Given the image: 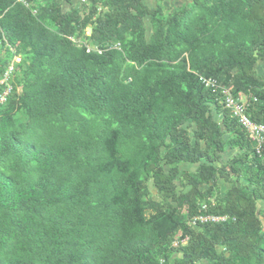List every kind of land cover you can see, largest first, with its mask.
<instances>
[{
  "label": "trees",
  "instance_id": "1",
  "mask_svg": "<svg viewBox=\"0 0 264 264\" xmlns=\"http://www.w3.org/2000/svg\"><path fill=\"white\" fill-rule=\"evenodd\" d=\"M16 56L0 264H264V145L199 80L264 125V0H0V81Z\"/></svg>",
  "mask_w": 264,
  "mask_h": 264
},
{
  "label": "built area",
  "instance_id": "2",
  "mask_svg": "<svg viewBox=\"0 0 264 264\" xmlns=\"http://www.w3.org/2000/svg\"><path fill=\"white\" fill-rule=\"evenodd\" d=\"M21 1V0H19ZM79 2H83L84 0H78ZM91 50H95L100 53L99 49H94L86 45V52ZM19 62V57H13L12 62L7 68V71L4 73L3 78L0 82H6L8 79L9 73L13 69L14 63ZM199 80L206 86L210 87L213 91L219 90L222 94V101L225 109L228 110L229 114L236 119L238 124L247 132L251 140L254 141L256 150L259 151L260 148L264 145V125L255 123L251 121L246 113V101L245 98L238 94L234 96L230 88L219 86L216 81L211 77H199ZM10 87L7 85L5 91L0 97V101L4 100V96L9 92ZM206 210V205H202L199 213L191 219V224L196 223H216L219 221H224L226 216L224 215H213L206 214L202 211Z\"/></svg>",
  "mask_w": 264,
  "mask_h": 264
},
{
  "label": "rangeland",
  "instance_id": "3",
  "mask_svg": "<svg viewBox=\"0 0 264 264\" xmlns=\"http://www.w3.org/2000/svg\"><path fill=\"white\" fill-rule=\"evenodd\" d=\"M72 1H75V0H72ZM146 2H147L146 4H148V5H155L157 3H160V4L164 5L165 8H167L169 5H180L183 3H188L189 0H173V1H170V0H147ZM146 26H147V28L149 26L147 19H146ZM257 67H258V70H260V71L262 70V67L260 66V64H258ZM228 155H229L228 152L225 153L222 157L223 160H225ZM183 169L192 171V170H194V167L193 166H183ZM219 185H220L221 191H223L225 188H227V185L222 183L221 181H219Z\"/></svg>",
  "mask_w": 264,
  "mask_h": 264
},
{
  "label": "water",
  "instance_id": "4",
  "mask_svg": "<svg viewBox=\"0 0 264 264\" xmlns=\"http://www.w3.org/2000/svg\"><path fill=\"white\" fill-rule=\"evenodd\" d=\"M87 31L89 32V31H90V29H87Z\"/></svg>",
  "mask_w": 264,
  "mask_h": 264
},
{
  "label": "crops",
  "instance_id": "5",
  "mask_svg": "<svg viewBox=\"0 0 264 264\" xmlns=\"http://www.w3.org/2000/svg\"><path fill=\"white\" fill-rule=\"evenodd\" d=\"M144 1H145V3H147V2H146L147 0H144Z\"/></svg>",
  "mask_w": 264,
  "mask_h": 264
},
{
  "label": "clouds",
  "instance_id": "6",
  "mask_svg": "<svg viewBox=\"0 0 264 264\" xmlns=\"http://www.w3.org/2000/svg\"><path fill=\"white\" fill-rule=\"evenodd\" d=\"M87 33H89V32L87 31Z\"/></svg>",
  "mask_w": 264,
  "mask_h": 264
}]
</instances>
